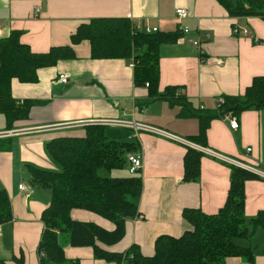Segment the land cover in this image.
I'll return each mask as SVG.
<instances>
[{
  "label": "crops",
  "instance_id": "1",
  "mask_svg": "<svg viewBox=\"0 0 264 264\" xmlns=\"http://www.w3.org/2000/svg\"><path fill=\"white\" fill-rule=\"evenodd\" d=\"M180 8L189 14L181 25L188 26L190 33L160 45L159 92L168 87L181 89L186 107L149 99L146 88L135 87L131 60L93 59L87 41L75 46L74 59L41 70L37 83H13V98L22 105L27 101L34 105L27 119L14 123L13 130L18 133L0 140V191L7 192L13 213V220L0 228V261L16 264L13 257L24 255L25 264H40L38 248L45 230L42 214L50 196L35 192L28 198L19 186L30 184L29 166L57 171L58 164L47 149L54 139L83 137L98 120L122 116L188 139L199 133V121L194 116L183 117L184 111L214 109L217 99L243 95L254 78L264 76V20L232 17L217 0H0V40L18 30L21 42L37 54L72 45L71 36L93 19L127 18L139 30L174 33L180 26L176 16ZM238 27L248 29L255 39L234 33ZM187 38L200 39L202 52ZM60 73L70 74L68 85L56 83ZM239 121L240 129L233 131L228 119L213 120L207 147L264 171V110L247 111ZM106 135L131 133L106 127ZM137 145V152L143 155L139 174L143 187L137 200L141 215L128 222L125 239L112 250L137 245L148 256L154 253L157 237L180 236L187 230L184 210L200 209L209 215L219 212L230 190L232 168L204 156L199 181L186 183L188 146L147 133L140 134ZM122 171L111 174L130 176L128 170ZM245 194V215L250 220L264 211V179L248 181ZM72 217L114 229L113 223L84 210H75ZM239 245L252 249L254 261L231 257L226 264H264V230H258L252 241L240 239ZM65 253L68 260L79 264H116L95 259L91 248L67 247Z\"/></svg>",
  "mask_w": 264,
  "mask_h": 264
},
{
  "label": "trees",
  "instance_id": "2",
  "mask_svg": "<svg viewBox=\"0 0 264 264\" xmlns=\"http://www.w3.org/2000/svg\"><path fill=\"white\" fill-rule=\"evenodd\" d=\"M232 17H260L264 20V0H217ZM21 32L13 31L0 40V115L7 119L6 130L14 123L27 119L34 103L20 104L13 98L14 82L35 84L40 71L56 67L60 61L75 58V46L89 42L93 59H126L135 64L134 84L146 88L148 98L168 101L172 106L188 103L181 89L168 87L159 92L160 67L158 50L165 40L183 37L174 33H147L139 30L127 18L93 19L82 24L71 36L72 45L53 47L48 53L37 54L20 40ZM154 55V56H152ZM152 58H156L154 63ZM148 85V86H147ZM220 108H201L199 112L184 111L183 117L194 116L199 121V133L189 137L194 144L207 147V132L215 119L232 114L240 118L251 110H264V76L254 78L243 95L224 96ZM110 139L106 127L91 125L83 137H61L47 146L50 157L61 171L43 170L29 166L30 184L51 192L49 206L43 211L45 230L39 244L40 264H79L66 257V248H91L94 258L116 264H226L227 259L239 257L254 261L251 248L236 243L252 241L258 230H264V211L253 219L245 215V186L259 177L247 170L231 166V185L225 205L216 214L200 209L183 212L187 230L180 236L160 235L155 240L154 253L144 255L137 245L124 251L112 250L126 237L129 221L140 217L137 200L141 196V175L102 177L100 170L109 173L124 169L127 155L138 150L136 141ZM0 149L3 146L0 145ZM204 154L187 147L184 157L186 183H197L201 176ZM84 210L114 224L108 230L92 222L75 220L72 213ZM13 220L9 196L0 191V224ZM12 262L25 264L24 255ZM0 264H9L0 261Z\"/></svg>",
  "mask_w": 264,
  "mask_h": 264
},
{
  "label": "built area",
  "instance_id": "3",
  "mask_svg": "<svg viewBox=\"0 0 264 264\" xmlns=\"http://www.w3.org/2000/svg\"><path fill=\"white\" fill-rule=\"evenodd\" d=\"M176 16H177L178 21L180 22L179 31L183 34L182 38H186V36H188L190 33V28L186 25L185 26L181 25V23L189 18V14L185 9L180 8L176 11ZM144 31L149 33V34L158 32V30L156 28H153V29L146 28ZM234 33H236V34L241 33L242 35H244L246 37H249L251 39H255V37L249 32L248 29L240 30V28L238 27V28L234 29ZM187 40L190 43H192L195 47H197L198 50H200V52H202L200 39H188L187 38ZM130 67L134 69L135 64L132 62L130 64ZM70 78H71L70 74L60 73L56 79V83L58 85L66 86L69 84ZM222 104H224V98L223 97H221L215 101L216 108H220L222 106ZM202 108H204V107H202ZM225 119L229 120V125H230L231 130L238 131L240 129L239 118H237L236 116H233L232 114H229V115H226ZM97 125H101V126H105V127L125 129L131 133L130 138H129L130 141H136L137 142L140 134L147 133V134H151L154 136L164 137V138L170 139V140L175 141V142H180V143H182L188 147H191V148L203 153L205 156H209V157H211L215 160H218L219 162H222L224 164L247 170L249 172L256 174L258 177L264 179V171H262V170L256 169L253 166L245 164V163L238 161L236 159L224 156L219 152H216L214 150L209 149L208 147H204V146L194 144L191 141H189L188 139L180 138V137L172 134L171 132H169L163 128L153 126V125H149V124H146L143 122H138L135 120V118H132V117L122 116L121 118H118V119L98 120ZM17 133L18 132L15 130L2 131V132H0V140L9 139V138L15 136ZM247 152L251 153L252 148H248ZM127 162L129 165V168H128L129 173L131 175H139L140 171L143 169V155L137 151L134 153H130L127 155ZM19 189L28 198L33 197L35 194V188L31 184H28V183L21 184L19 186ZM0 228H1V224H0Z\"/></svg>",
  "mask_w": 264,
  "mask_h": 264
},
{
  "label": "rangeland",
  "instance_id": "4",
  "mask_svg": "<svg viewBox=\"0 0 264 264\" xmlns=\"http://www.w3.org/2000/svg\"><path fill=\"white\" fill-rule=\"evenodd\" d=\"M152 56H154V55H152ZM155 60H156V58H152L151 59V62L154 63ZM6 125H7V119H6V117L4 115H0V132H2V131L5 130ZM108 137L110 139H115L117 141H121L122 142V141L126 140V137L127 136H120V137H118V136H114V137L108 136ZM128 168H129V165L127 164L126 167L124 169H122L123 170L122 172H127ZM61 170H62V168L59 166L57 168V171L59 172ZM99 174L102 177H113L112 174L109 173L106 170H100L99 171ZM35 192L42 193V194H47L48 196H50V201H51V192L50 191H47L45 189H42V188L37 187V189H36ZM236 243L239 244V239L236 240Z\"/></svg>",
  "mask_w": 264,
  "mask_h": 264
}]
</instances>
